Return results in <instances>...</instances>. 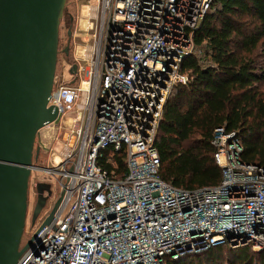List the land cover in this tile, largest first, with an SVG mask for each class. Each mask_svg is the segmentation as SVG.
<instances>
[{
  "label": "built area",
  "instance_id": "2783aa9c",
  "mask_svg": "<svg viewBox=\"0 0 264 264\" xmlns=\"http://www.w3.org/2000/svg\"><path fill=\"white\" fill-rule=\"evenodd\" d=\"M212 2L94 0L98 11L79 27L86 48L71 60L77 83L55 77L47 104L58 119L45 128L54 130L50 139L63 129L67 149L55 162L52 141L44 147L49 170L62 168V199L17 264H167L218 244L264 250V167L241 161L234 132L213 133L220 184L187 190L159 175L163 108L186 81L185 57L199 55L193 33Z\"/></svg>",
  "mask_w": 264,
  "mask_h": 264
},
{
  "label": "trees",
  "instance_id": "16d2710c",
  "mask_svg": "<svg viewBox=\"0 0 264 264\" xmlns=\"http://www.w3.org/2000/svg\"><path fill=\"white\" fill-rule=\"evenodd\" d=\"M193 42L199 55L183 60L186 81L173 86L155 141L161 179L187 190L220 184L211 143L220 127L236 134L241 161L264 167V0H213ZM221 246L167 264H264V250L243 245L231 257Z\"/></svg>",
  "mask_w": 264,
  "mask_h": 264
},
{
  "label": "water",
  "instance_id": "95a60500",
  "mask_svg": "<svg viewBox=\"0 0 264 264\" xmlns=\"http://www.w3.org/2000/svg\"><path fill=\"white\" fill-rule=\"evenodd\" d=\"M65 5L66 0H0V264H17L35 235L51 222L62 199L61 194L35 235L21 247L36 135L58 119L57 108L47 104ZM72 23L70 16L67 45L60 51L67 59ZM77 69L70 65L72 79L65 85L75 83ZM44 184L35 185L37 199Z\"/></svg>",
  "mask_w": 264,
  "mask_h": 264
},
{
  "label": "rangeland",
  "instance_id": "374dc122",
  "mask_svg": "<svg viewBox=\"0 0 264 264\" xmlns=\"http://www.w3.org/2000/svg\"><path fill=\"white\" fill-rule=\"evenodd\" d=\"M88 6V12L86 15L93 16L98 11L94 5V0H66V5L64 9L63 16L60 20L59 24V36H58V57L56 63V71H55V79L57 81H64L68 82L72 79V76L69 74L68 70L70 68L71 60L75 58V52L82 51L86 48V44L83 43L84 37L81 36V31L79 27H81L80 20L82 15V6ZM73 17V23L71 24L72 27V35L70 41V54L69 59H67L64 54H61L60 51L65 48L68 41V28H69V17ZM84 17V16H83ZM86 18V17H85ZM87 19V18H86ZM93 21L96 23V19L93 18ZM88 20L86 22L85 27L87 28ZM91 45V42L89 43ZM89 47V46H88ZM83 70L82 73L84 74L87 66L80 62ZM82 75V74H81ZM83 78V75L81 76ZM77 83V79L74 84ZM73 84V85H74ZM58 83H55L53 86V91L58 88ZM83 100L80 99L77 102L76 110L78 106L82 105ZM76 112L73 111L69 113L67 116H72ZM66 118H63L65 120ZM54 130H52L53 132ZM51 130L48 128L41 129L37 135L36 140L33 146V165L35 169L32 170L30 179H29V189H28V206H27V215L25 221V228L21 239V247L25 245V243L31 238L32 234L37 231L40 227L46 216L49 214L53 204L56 202L57 198L59 197L60 193L62 192V185L64 184V176L59 171L62 169L61 166L57 167L54 171L49 170L47 168H53L50 162V157L48 153L47 146L49 141H52V146L56 151V155L59 156L60 160L62 156L66 154L67 149L64 146V142L62 140V132L63 129L59 132L57 128H55L56 136L54 139H50L52 134ZM44 145V146H43ZM43 146V147H42ZM55 160V157H54ZM45 168V169H42ZM67 169H70V165L67 166ZM40 181V183H47L42 186H39L38 192V199H37V191L35 188V182ZM50 183V184H49ZM49 199V200H48ZM222 244H218L216 246H220ZM229 246V247H228ZM221 246L224 252L229 251V256H231V252L234 251L238 246L234 245L231 246ZM214 247V246H213ZM233 249V250H230ZM249 246H244L242 251L246 252L249 251ZM207 249L203 248L200 249L198 252H184L180 253L175 260H180L181 258L186 259L189 255H197L202 254L203 251ZM228 250V251H227ZM232 257V256H231Z\"/></svg>",
  "mask_w": 264,
  "mask_h": 264
},
{
  "label": "bare ground",
  "instance_id": "6f19581e",
  "mask_svg": "<svg viewBox=\"0 0 264 264\" xmlns=\"http://www.w3.org/2000/svg\"><path fill=\"white\" fill-rule=\"evenodd\" d=\"M82 15L84 16H82L81 17V20H80V24H81V27L83 26V27H85V25H86V22H87V19L85 18L86 17V13L88 12V6H86V5H83L82 6ZM82 87L83 88H86L87 87V82L86 81H84L83 83H82ZM55 157V162H59V160H60V158H59V156L58 155H55L54 156Z\"/></svg>",
  "mask_w": 264,
  "mask_h": 264
},
{
  "label": "flooded vegetation",
  "instance_id": "af4514ba",
  "mask_svg": "<svg viewBox=\"0 0 264 264\" xmlns=\"http://www.w3.org/2000/svg\"><path fill=\"white\" fill-rule=\"evenodd\" d=\"M69 21V20H68ZM69 23H70V21H69ZM61 54H63V53H61Z\"/></svg>",
  "mask_w": 264,
  "mask_h": 264
}]
</instances>
